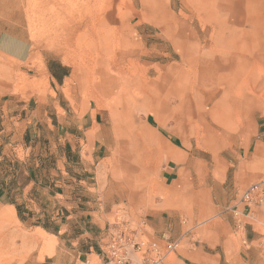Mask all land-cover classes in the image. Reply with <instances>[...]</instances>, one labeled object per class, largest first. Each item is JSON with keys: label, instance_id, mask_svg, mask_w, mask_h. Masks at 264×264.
Wrapping results in <instances>:
<instances>
[{"label": "rangeland", "instance_id": "rangeland-1", "mask_svg": "<svg viewBox=\"0 0 264 264\" xmlns=\"http://www.w3.org/2000/svg\"><path fill=\"white\" fill-rule=\"evenodd\" d=\"M191 1L88 0L84 6L80 0H0V27L28 38L40 59L42 54L61 61L69 72L64 82L66 93L72 92L84 102L92 101L104 112V123L112 131L106 150L109 157L101 163L107 171L104 178L126 188L147 190L148 208L181 211L189 220L182 224L183 229L193 225L198 245L209 234V227L224 226L214 205L233 201L253 181H264V171L250 177L242 169L245 158L239 156L244 128L256 120L264 121V4L256 7L254 3L253 9L251 3L257 0H223L224 11L218 10L213 22L208 23ZM52 3L55 6L50 9ZM54 26L66 31L56 36ZM96 28L100 36L93 39L92 29ZM78 33H85L88 43L98 42L86 47V56L80 49L62 44V38ZM258 57L262 59L259 63ZM246 59L252 62L249 69ZM174 72L248 73L257 74V78L246 79L239 95L232 90L229 76L216 90L205 93L202 118L193 114V131L186 120L178 124L164 118L166 82L168 73ZM44 85L49 87L47 78ZM154 90L160 93L159 99L142 104ZM244 96L254 103H233L234 97ZM225 98V111L231 121L229 132L223 136L218 121ZM152 106L155 108L151 110ZM156 114L161 119L156 120ZM161 130L165 136L171 132L181 135L194 162V169L185 162L179 164L180 176L172 184H164L159 177L164 163L162 153L168 150L160 138ZM260 154L264 159V149ZM191 179L200 186L202 201L209 199L210 210L206 213L198 206L192 210L194 201L199 204L198 196L193 197L182 185ZM114 211L119 223L128 229L134 228L135 220H140L143 213L139 207H127L122 202ZM256 212L259 249L263 246L259 261L264 263V204ZM0 214L10 216L8 228L22 237L11 232L0 241V264H24L32 240L12 222L11 212ZM250 259L257 262L255 257Z\"/></svg>", "mask_w": 264, "mask_h": 264}, {"label": "crops", "instance_id": "crops-1", "mask_svg": "<svg viewBox=\"0 0 264 264\" xmlns=\"http://www.w3.org/2000/svg\"><path fill=\"white\" fill-rule=\"evenodd\" d=\"M262 59L258 57V63ZM59 64L66 67L56 58L41 54L40 59L28 38L0 27V213L11 212L12 222L32 240L24 264H99L101 242L108 228L120 222L114 209L121 202L143 212L134 228H129L135 238L155 241L162 249L167 241L178 242L160 264H264L259 261L263 246L259 249L255 224L259 215L256 208L264 204V196H254L250 203L242 201L244 191L263 180L251 182L233 201L214 205L224 226L209 227V234L197 245L193 225L183 229L188 219L181 211L148 208L147 190L126 188L104 178L107 171H103L101 163L109 157L106 150L112 131L96 104L66 93L68 74L59 80ZM247 74L168 73L166 89H171V81L197 89L203 84V99L205 93L215 90L229 76V85H234L232 90L238 94ZM45 78L49 87L44 85ZM202 99L198 104L199 118ZM232 100L235 104L254 103L245 96ZM227 103L228 99L218 121L223 136L229 132L231 121L225 111ZM159 116L156 114L155 119H161ZM186 121L195 131V121ZM160 138L168 150L162 153L164 163L159 177L164 184H172L180 176L179 164L185 162L194 169V162L181 135L171 132L165 136L161 130ZM240 148L239 156L245 158L242 169L250 177L263 172L260 151L264 149V121L256 120L244 128ZM182 185L193 197L198 196L199 204L194 201L192 210L197 206L204 213L210 210L209 199L202 201L201 188L194 179ZM16 205L27 211L22 213L24 221ZM9 219L8 214H0L1 242L16 232L8 228Z\"/></svg>", "mask_w": 264, "mask_h": 264}, {"label": "bare ground", "instance_id": "bare-ground-1", "mask_svg": "<svg viewBox=\"0 0 264 264\" xmlns=\"http://www.w3.org/2000/svg\"><path fill=\"white\" fill-rule=\"evenodd\" d=\"M70 1L71 0H69V3H70ZM80 1H81V4L84 5V6H86L87 3H88V0H80ZM222 2H223V0H193V2H192L193 5L192 6L198 12H200L201 14L206 16V18H205L206 22H208V23L210 22L211 23L213 18L216 17V12L218 10L219 11L220 10L224 11V8H223L224 6H223ZM254 3L256 4V7H262V4H264V0L253 1L251 4L253 5ZM54 6H55V3H52V5L50 6V9H52ZM256 7H254V5H253L250 8L254 9ZM69 21H70L69 19L66 20V22H68V23H69ZM259 25H260L259 22H257L256 28H259ZM60 31L64 33L66 31V29L65 28L60 29L59 26H54L53 27L54 35H56V36L60 35L61 34ZM99 34H100L99 28L98 29L97 28L96 29H92V35L94 36V37H92L93 39L95 37H99L100 36ZM203 36H205V34H203ZM92 38H90V39L92 40ZM62 39H63L62 40L63 46L68 47V48L72 47L74 49L75 48L76 49H80L81 50V54L83 56H86L85 55V50H87L86 47H89V46L93 47L94 45L98 44V42L94 41V40H92L91 42L88 43L87 42L88 41V37L86 36L85 33L84 34L78 33V34L75 35V37H72V36L69 35V36H67L65 38H62ZM69 40H71V41H69ZM246 63L247 64H252L250 59L246 60ZM244 66H246V65H244ZM246 68H247V66H246ZM248 73L250 74V73H255V72L248 71ZM256 78H257V74H255V75H245L244 76V81H246V79H247V81H248V79L255 80ZM169 85H170L171 89H169V90L166 89L167 99L165 101L167 103V106L165 105L164 108H163L164 112L166 113V118L172 119V120L176 121L178 124H181L184 120H189V121H193L194 120L195 121V119H193V114H194V112H196L198 115L200 113L198 104H199V102L202 99V95L200 93L202 91V89H197L194 85H191V86H181V85H178V84L176 85L173 82H170ZM200 86L203 87V84H200ZM159 97H160V93L157 90H154L151 95L145 96L141 103L146 105V103H148V102H152L154 100H158Z\"/></svg>", "mask_w": 264, "mask_h": 264}, {"label": "built area", "instance_id": "built-area-1", "mask_svg": "<svg viewBox=\"0 0 264 264\" xmlns=\"http://www.w3.org/2000/svg\"><path fill=\"white\" fill-rule=\"evenodd\" d=\"M264 193V181L248 187L242 201L250 203L255 196ZM100 245L99 264H160L178 242H166L164 249L155 241L137 239L133 232L119 222L107 230Z\"/></svg>", "mask_w": 264, "mask_h": 264}, {"label": "trees", "instance_id": "trees-1", "mask_svg": "<svg viewBox=\"0 0 264 264\" xmlns=\"http://www.w3.org/2000/svg\"><path fill=\"white\" fill-rule=\"evenodd\" d=\"M59 66H61L60 64H59ZM61 73H60V75H59V80H60V77L61 76H63V75H66V74H68L67 72V68L66 67H64V66H61ZM16 209H17V212H18V216H19V218L22 220V221H24L25 220V216H23V212H27V211H24L19 205H16ZM34 224H37V223H34ZM44 226V228H48V226H46V225H43Z\"/></svg>", "mask_w": 264, "mask_h": 264}]
</instances>
